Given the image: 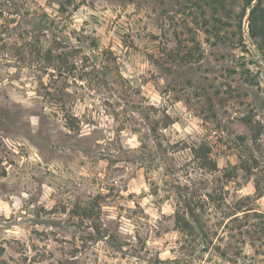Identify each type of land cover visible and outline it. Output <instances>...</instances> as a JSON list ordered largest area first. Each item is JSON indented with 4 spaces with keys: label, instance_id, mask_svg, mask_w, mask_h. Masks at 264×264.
<instances>
[{
    "label": "rangeland",
    "instance_id": "obj_1",
    "mask_svg": "<svg viewBox=\"0 0 264 264\" xmlns=\"http://www.w3.org/2000/svg\"><path fill=\"white\" fill-rule=\"evenodd\" d=\"M249 1L0 0V264H264Z\"/></svg>",
    "mask_w": 264,
    "mask_h": 264
},
{
    "label": "trees",
    "instance_id": "obj_2",
    "mask_svg": "<svg viewBox=\"0 0 264 264\" xmlns=\"http://www.w3.org/2000/svg\"><path fill=\"white\" fill-rule=\"evenodd\" d=\"M253 0H250L248 6L250 7L249 12V26L250 32L253 37L260 38L264 41V4L263 0H257L252 5ZM211 168L216 167V163L209 159L207 161Z\"/></svg>",
    "mask_w": 264,
    "mask_h": 264
}]
</instances>
